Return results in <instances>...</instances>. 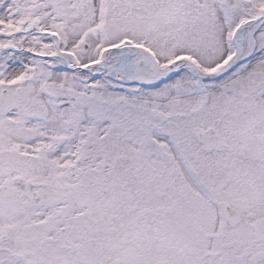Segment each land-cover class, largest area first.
<instances>
[{
	"label": "snow or ice",
	"instance_id": "6c2138e0",
	"mask_svg": "<svg viewBox=\"0 0 264 264\" xmlns=\"http://www.w3.org/2000/svg\"><path fill=\"white\" fill-rule=\"evenodd\" d=\"M0 264H264V0H0Z\"/></svg>",
	"mask_w": 264,
	"mask_h": 264
}]
</instances>
